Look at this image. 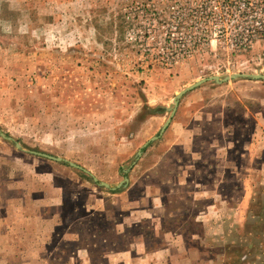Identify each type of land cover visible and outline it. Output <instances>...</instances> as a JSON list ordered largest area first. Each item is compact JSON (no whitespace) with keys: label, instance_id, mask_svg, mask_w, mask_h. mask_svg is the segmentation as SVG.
Listing matches in <instances>:
<instances>
[{"label":"rangeland","instance_id":"obj_1","mask_svg":"<svg viewBox=\"0 0 264 264\" xmlns=\"http://www.w3.org/2000/svg\"><path fill=\"white\" fill-rule=\"evenodd\" d=\"M233 73L264 75V0H0V189H61L45 264H264V80L158 134Z\"/></svg>","mask_w":264,"mask_h":264},{"label":"crops","instance_id":"obj_2","mask_svg":"<svg viewBox=\"0 0 264 264\" xmlns=\"http://www.w3.org/2000/svg\"><path fill=\"white\" fill-rule=\"evenodd\" d=\"M60 190L34 197L22 179L0 189V264H45L46 245L62 226L60 212L51 215L45 208H58Z\"/></svg>","mask_w":264,"mask_h":264},{"label":"water","instance_id":"obj_3","mask_svg":"<svg viewBox=\"0 0 264 264\" xmlns=\"http://www.w3.org/2000/svg\"><path fill=\"white\" fill-rule=\"evenodd\" d=\"M237 78H245V79H249V80H264V75H261V74H241V73H233V74H230V75H227V76H224L222 78L216 76V75H213V76H209L207 78H202L194 83H192L191 85L183 88L182 90L178 91L173 99H172V103H173V107L171 108V111H170V114L169 116L167 117V119L165 120V122L163 123L160 131L158 134H161L164 129L167 127V125L170 123L171 121V118L172 116L174 115V112L176 110V106L178 104V100L179 98L184 95L186 92L198 87L199 85L207 82V81H212L216 84H220V83H224V82H227L228 80L230 79H237ZM0 135L7 139V140H10L12 141V138L11 137H7L5 136L4 134L0 133ZM157 139V136H153L151 137V139L145 143L143 146H146L150 141H153ZM15 144V147H17L18 149H21L27 153H30V154H33V155H36V156H40V157H43V158H46V159H50V160H53V161H57V162H66L68 163L71 167H74L76 169H79L85 173H88V171H86L85 169H83L82 167H80L79 165H76L75 163H72V162H69V161H66L65 159H63L62 157H58V156H52V155H49V154H46V153H42V152H37V151H33V150H25L23 149L20 144L18 142H14ZM140 154V151H138L137 155ZM92 179L94 181H96V178L92 177ZM127 181V178H124V181L123 182H126ZM123 182L121 183H118V185H116V187H120ZM100 185L104 186V187H109V185L107 183H104V182H99Z\"/></svg>","mask_w":264,"mask_h":264}]
</instances>
